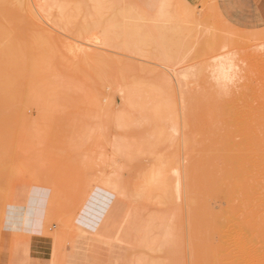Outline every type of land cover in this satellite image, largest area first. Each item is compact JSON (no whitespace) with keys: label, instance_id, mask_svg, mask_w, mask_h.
<instances>
[{"label":"rangeland","instance_id":"rangeland-1","mask_svg":"<svg viewBox=\"0 0 264 264\" xmlns=\"http://www.w3.org/2000/svg\"><path fill=\"white\" fill-rule=\"evenodd\" d=\"M185 1L0 15V264H264V1Z\"/></svg>","mask_w":264,"mask_h":264},{"label":"bare ground","instance_id":"bare-ground-1","mask_svg":"<svg viewBox=\"0 0 264 264\" xmlns=\"http://www.w3.org/2000/svg\"><path fill=\"white\" fill-rule=\"evenodd\" d=\"M19 4H17V3H15V2H13V0H0V15L1 14H5V12L7 11V10H9L10 11V13L11 14H13V11L14 12H18V10H21V9H28V6H29V4H28V0H18L17 1ZM183 2V4H188L185 0H181V3ZM169 3V2H168ZM166 4V3H165ZM18 5H21L20 7H18ZM181 27V26H180ZM182 28V27H181ZM174 32V31H173ZM228 55V54H227ZM227 55L225 56V59H223L221 62H220V64L218 65V72H217V68L215 69V74L216 75H223V76H225L227 73H229V72H226L225 70L227 69L226 67H228V70L227 71H229V69L231 70V67H232V63L231 62H228L227 63V60L228 59H231L230 57H227ZM224 57V56H223ZM222 57V58H223ZM220 58V57H219ZM11 60V62H12V59H10ZM216 60V59H215ZM232 60V59H231ZM229 61V60H228ZM5 62H7V61H5ZM10 61L8 62V65H9V63L10 64H13V62L11 63ZM218 62V61H217ZM32 63V62H31ZM34 63V62H33ZM218 64V63H217ZM2 64H0V66H1ZM5 65H7V64H5ZM5 65H2L3 67L5 66ZM33 66L31 67V69H30V71H35V69H34V66H36V62H35V64H32ZM230 66V67H229ZM6 67L7 66H5L4 68L5 69H3V71L4 70H6ZM9 67H11V66H9ZM8 67V70L10 69ZM12 67H15L14 66V64L12 65ZM216 67V66H215ZM1 69H2V67H1ZM34 69V70H33ZM214 69V68H213ZM13 70H14V68H13ZM12 69H10L9 70V72L10 71H12V73L10 72V74H13L14 76H12V80L11 79H9L8 77L10 76L9 75V72H8V76L5 78V74H6V72L5 73H3L4 74V78L5 79H9L10 81H12V84H11V82L9 83V80L7 81V80H5L4 78H2L3 76L1 75L2 74V72L0 73V75H1V80L4 82V80L5 81H7L6 82V85H7V83L8 84H10L11 86L13 85V86H15L14 84H13V81H16V80H13V77L14 78H17L18 77V74L20 73L19 72V67H17V70H18V73H17V75L16 74H14V72L16 71V69H15V71H13ZM2 71V70H1ZM213 71V70H212ZM31 72V73H32ZM210 73V72H209ZM218 73V74H217ZM33 74V73H32ZM215 74H213L214 75V77H219V76H216ZM210 75H211V73H210ZM17 76V77H16ZM32 76V75H31ZM36 76V75H35ZM38 76V75H37ZM52 76V75H51ZM11 77V76H10ZM33 77V76H32ZM213 77V76H212ZM19 78V77H18ZM18 80V79H17ZM2 81H0L1 83H3ZM15 83V82H14ZM5 85V84H4ZM4 85H3V88H4ZM9 85V86H10ZM10 86V87H11ZM2 86H0V89H2L1 88ZM7 88L6 89H4V90H7L9 87L8 86H6ZM11 88H13V87H11ZM128 98V97H127ZM126 99V98H125ZM127 100V99H126ZM209 102V100H208V98H205V100H204V103H208ZM8 114V113H7ZM18 114V113H17ZM210 115H214V114H210ZM10 118V117H9ZM11 120H13L12 119V117H11ZM215 121V120H214ZM247 143V142H246ZM255 149V148H254ZM251 150H253L252 148H251ZM249 152V151H248ZM250 152H252V151H250ZM257 153L258 154V152L257 151H254V153ZM255 153V154H256ZM223 154H225V152L223 153ZM227 154V153H226ZM252 154V153H251ZM250 154V155H251ZM228 155V154H227ZM253 155V154H252ZM239 156V155H238ZM254 156H256V155H254ZM249 157V156H248ZM228 158V157H227ZM259 158V157H258ZM235 159H237V158H235ZM246 159V158H245ZM257 159V158H256ZM251 161V160H250ZM260 162V161H259ZM259 162H256V165H257V163L259 164ZM245 163H247V162H245ZM254 163V162H253ZM242 164V163H241ZM240 167V166H239ZM251 167V166H250ZM259 167V166H258ZM241 168V167H240ZM259 168H261V167H259ZM246 169H248V168H246ZM257 169V168H256ZM262 169V168H261ZM261 169L259 170V171H261ZM244 170V169H243ZM249 170V169H248ZM251 170V169H250ZM258 170V169H257ZM247 171V170H246ZM255 171V170H254ZM253 171V174H255L256 172H254ZM263 171V170H262ZM244 172V171H243ZM252 172V171H251ZM246 173V172H245ZM248 173V172H247ZM246 173V175H248ZM264 173V172H263ZM250 174V173H249ZM260 174H262V172L260 173ZM262 175H264V174H262ZM262 175H260V176H262ZM250 176V175H249ZM260 176H258V177H260ZM262 177H264V176H262ZM255 178V177H254ZM242 179H243V177H242ZM262 179V178H261ZM235 181V180H234ZM248 186H249V183L247 184ZM246 185V186H247ZM212 187V186H211ZM213 190V187L211 188V191ZM177 192V191H176ZM178 193V192H177ZM214 199V198H213ZM209 201H211V200H209ZM204 202V201H203ZM206 202H207V200H206ZM206 202H204L205 204H206ZM226 202V201H225ZM208 203V202H207ZM214 203V202H213ZM209 204V203H208ZM207 204V205H208ZM237 204V203H236ZM221 205V204H220ZM227 205V204H226ZM225 205V206H226ZM224 206V205H223ZM222 206V207H223ZM221 207V209H223ZM226 207H229V206H226ZM237 208H239L238 206H237ZM209 209V208H208ZM213 209V208H212ZM219 208H217V210H218ZM234 209V211H235V208H233ZM201 210V209H200ZM199 210V211H200ZM210 210V209H209ZM225 210V209H224ZM238 210V209H237ZM237 210L235 211V212H237ZM208 211V210H207ZM223 211V210H222ZM233 211V210H232ZM240 211H241V209H240ZM211 212H213L212 210H211ZM226 212V211H225ZM228 212V211H227ZM238 213V212H237ZM241 213V212H240ZM240 213H238V214H240ZM243 213V212H242ZM241 213V214H242ZM227 214V213H226ZM244 214V213H243ZM247 214V213H246ZM246 214H244V215H246ZM208 215H210V214H208ZM214 215H215V213H214ZM243 215V216H244ZM250 215V214H249ZM249 215H247V216H249ZM256 215V214H255ZM260 215V214H259ZM237 216V215H236ZM213 217H215V216H213ZM230 217V216H229ZM240 217V216H239ZM238 217V218H239ZM241 218V217H240ZM251 219H252V217H250ZM213 219V218H212ZM242 219H243V217H242ZM259 220H260V218H258ZM257 219V220H258ZM263 219H264V216H263ZM214 220H215V218H214ZM255 221H257L256 219H254ZM258 220V221H259ZM211 221H213V220H211ZM235 221H236V219H235ZM247 221V220H246ZM249 221V220H248ZM250 221H252L253 222V220H250ZM261 221V220H260ZM259 221V222H260ZM232 222V221H231ZM231 222H230V225H232L231 224ZM262 222H264V221H262ZM212 223V222H211ZM212 224H214V223H212ZM235 224V223H234ZM252 224V223H251ZM250 224V225H251ZM253 224H256V223H253ZM262 224V223H261ZM227 225V224H226ZM249 225V224H248ZM247 224H246V222L245 223H243V222H238L237 224H235V227H237L238 226V230L236 229L235 231H233V232H235L232 236H233V239L232 238H229V237H227V238H225V239H223V238H221L222 240H221V244L222 245H224L226 248H228V247H230L231 245L233 246V245H235V246H238L239 247V256L242 258L241 260H242V262L243 261H245V257H246V255H247V252L249 251V246H251L252 244H253V236H252V232L254 231L255 232V230H254V227L253 226H248ZM258 225V224H257ZM264 225V224H263ZM224 226V225H223ZM256 226V225H255ZM261 225H259L258 227H260ZM228 229V228H227ZM232 229V228H231ZM255 229H256V227H255ZM228 230H230V229H228ZM233 230V229H232ZM257 230H259L258 228L256 229V232H257ZM217 231H219L218 229L216 230V232ZM229 232V231H228ZM231 233V232H230ZM229 233V234H230ZM210 234H212V233H210ZM209 234V236H213V234L212 235H210ZM219 234V233H218ZM256 234V233H255ZM228 234H226V236H227ZM231 235V234H230ZM230 235H228V236H230ZM209 236H208V238H209ZM217 236V235H216ZM225 236V237H226ZM231 236V237H232ZM253 237V238H252ZM255 237H257V236H255ZM213 238V237H212ZM211 238V239H212ZM216 238V237H215ZM260 238V237H259ZM230 239H232V240H230ZM256 241V240H255ZM255 241H254V243H255ZM215 242V241H214ZM257 242H261V241H258L257 240ZM217 244V243H216ZM262 244H264V242H262ZM218 246V245H217ZM216 246V247H217ZM259 246H261V245H259ZM220 248H224V247H220ZM230 248H232V247H230ZM235 248V247H234ZM233 249V248H232ZM224 250V249H223ZM251 250V252H252V249H250ZM221 251H222V249H221ZM235 251H236V249H235ZM258 251V250H257ZM263 251V250H262ZM230 252V251H229ZM232 252H234V249H233V251ZM231 252V253H232ZM237 252V251H236ZM250 253V252H249ZM172 255V254H171ZM176 255V254H175ZM178 255V254H177ZM237 255V254H236ZM253 255V254H252ZM262 255V254H261ZM250 256V255H249ZM254 257H252V258H255V256H259L260 257V255H258V254H256V255H253ZM238 257V256H237ZM262 257V256H261ZM239 258V257H238ZM264 258V257H263ZM249 259V258H248ZM255 259H257V258H255ZM261 259V258H260ZM201 261V260H200ZM247 261H250V260H247ZM252 261H253V259H252ZM255 261V260H254ZM260 261V260H259ZM259 261H257V262H259ZM223 263V262H222ZM221 263V264H222ZM246 263V262H245ZM253 263V262H252ZM262 263V262H261ZM240 264V263H239ZM242 264H244V263H242ZM247 264H251V262L249 263V262H247ZM256 264V263H255Z\"/></svg>","mask_w":264,"mask_h":264},{"label":"crops","instance_id":"crops-1","mask_svg":"<svg viewBox=\"0 0 264 264\" xmlns=\"http://www.w3.org/2000/svg\"><path fill=\"white\" fill-rule=\"evenodd\" d=\"M196 1V0H193ZM264 0H216L219 4L228 7L231 11H238L237 9H241L244 11L252 10L256 8V4Z\"/></svg>","mask_w":264,"mask_h":264}]
</instances>
